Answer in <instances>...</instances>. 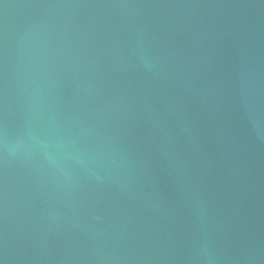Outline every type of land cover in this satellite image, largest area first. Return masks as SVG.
<instances>
[{"label":"water","instance_id":"obj_1","mask_svg":"<svg viewBox=\"0 0 264 264\" xmlns=\"http://www.w3.org/2000/svg\"><path fill=\"white\" fill-rule=\"evenodd\" d=\"M0 264H264V0H0Z\"/></svg>","mask_w":264,"mask_h":264}]
</instances>
